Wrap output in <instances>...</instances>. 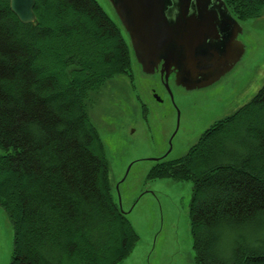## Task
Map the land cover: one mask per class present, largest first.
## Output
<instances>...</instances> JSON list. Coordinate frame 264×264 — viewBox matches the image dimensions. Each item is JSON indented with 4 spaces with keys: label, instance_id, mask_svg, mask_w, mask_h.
Wrapping results in <instances>:
<instances>
[{
    "label": "trees",
    "instance_id": "trees-1",
    "mask_svg": "<svg viewBox=\"0 0 264 264\" xmlns=\"http://www.w3.org/2000/svg\"><path fill=\"white\" fill-rule=\"evenodd\" d=\"M240 21L264 0H225ZM23 23L0 0V204L10 264H119L139 234L115 201L89 94L132 71V45L97 0H36ZM149 178L194 181L197 264H264V85Z\"/></svg>",
    "mask_w": 264,
    "mask_h": 264
},
{
    "label": "rangeland",
    "instance_id": "rangeland-1",
    "mask_svg": "<svg viewBox=\"0 0 264 264\" xmlns=\"http://www.w3.org/2000/svg\"><path fill=\"white\" fill-rule=\"evenodd\" d=\"M97 1L131 44L110 0ZM240 22L245 53L212 84L191 90L172 84V97L157 77L143 75L131 51V75L113 76L89 94L87 110L104 143L113 197L139 234L119 264H197L190 216L194 181L148 174L160 158L185 155L211 124L233 114L264 85V8ZM13 241L12 219L0 204V264H10Z\"/></svg>",
    "mask_w": 264,
    "mask_h": 264
},
{
    "label": "water",
    "instance_id": "water-1",
    "mask_svg": "<svg viewBox=\"0 0 264 264\" xmlns=\"http://www.w3.org/2000/svg\"><path fill=\"white\" fill-rule=\"evenodd\" d=\"M9 1L21 22L36 21V0ZM110 2L129 34L143 70L153 73L162 69L167 74L174 71L176 83L187 89L216 82L245 53L242 24L225 0ZM167 86L172 94L168 83Z\"/></svg>",
    "mask_w": 264,
    "mask_h": 264
},
{
    "label": "flooded vegetation",
    "instance_id": "flooded-vegetation-1",
    "mask_svg": "<svg viewBox=\"0 0 264 264\" xmlns=\"http://www.w3.org/2000/svg\"><path fill=\"white\" fill-rule=\"evenodd\" d=\"M141 66V64H140ZM142 68V66H141ZM144 76H148L149 79H156L157 77V81H159L161 83V85L168 89L167 83L171 89L172 84H175L176 86H179L181 88H183L184 90H190L187 89L186 87L179 85L176 83V73L174 71H171L169 74L166 73V71H162V69H156L155 72L153 73H149V72H143ZM166 76H168V79L166 80ZM172 96V94H171ZM173 97V96H172Z\"/></svg>",
    "mask_w": 264,
    "mask_h": 264
}]
</instances>
